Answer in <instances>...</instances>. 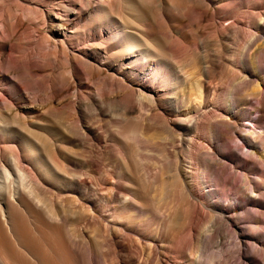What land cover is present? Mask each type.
I'll list each match as a JSON object with an SVG mask.
<instances>
[{
  "label": "rangeland",
  "instance_id": "obj_1",
  "mask_svg": "<svg viewBox=\"0 0 264 264\" xmlns=\"http://www.w3.org/2000/svg\"><path fill=\"white\" fill-rule=\"evenodd\" d=\"M69 2L0 0L12 49L0 52L39 63L11 74L23 97L0 73L14 100L0 108L2 252L26 253L18 264H264V0ZM114 28L150 58L129 57Z\"/></svg>",
  "mask_w": 264,
  "mask_h": 264
},
{
  "label": "bare ground",
  "instance_id": "obj_2",
  "mask_svg": "<svg viewBox=\"0 0 264 264\" xmlns=\"http://www.w3.org/2000/svg\"><path fill=\"white\" fill-rule=\"evenodd\" d=\"M69 1H70L69 2V4H70L74 0H69ZM102 1H104V0H100V2H102ZM64 2L65 1H62V2L60 1L58 4H61V6L63 8H65L66 10H68L67 8L70 7V6L67 5ZM238 23H239L240 34L243 35V37H244L245 36V33H246V31L244 29V27H245L244 25L245 24H243V21L242 20H238ZM231 24L234 25V23H231ZM235 25L237 26L238 24H235ZM0 32L3 33V30H1ZM114 32L116 34L123 33L122 34L124 36V39H123V44L124 45L123 46L125 48V53L129 57H131L133 60H134V58L139 57V56H142V57L144 56V58H150L151 55H150L149 50L148 49H144L141 46H138L127 31L124 30V32H123L121 28L120 29L119 28H114ZM244 40H245V42H244L245 44L242 47V49L240 50V54L241 55H245L246 50H247V48L249 46V42H250V39H245L244 38ZM10 46H11L10 43L7 44L5 42H1L0 41V48L4 49L5 47H8L10 50H12ZM154 53L156 54V52H154ZM6 56H9V57H6ZM156 61L157 62H160L159 59H156ZM38 64L39 63L37 61H35L33 58H29V59L28 58L27 59L25 58L23 60H20V59L15 58L10 53V51H9V53H6L5 51L0 52V73L2 74V77H1L2 79L8 78V77L10 78L11 74L14 75V74H16L18 72L24 74L29 68L32 70ZM195 64L198 65L199 62L198 63H195ZM154 74H155V76L156 75H162L165 78V80L168 81L169 80L168 77L171 76V71L168 70V68L167 69L160 68V67H158V65L155 64V66H154ZM11 79L13 80V86H14V88L19 92L18 96L20 97L22 95V97H23L24 96V91L26 89H28V87H27L28 85H26L25 84V81L24 80H21V78L20 79L18 78L19 79L18 80L17 78L14 79L12 77ZM26 83H28V82H26ZM179 87H180L179 84L176 83L175 89H178ZM172 91H173V88H172ZM251 94L256 95V96H259L260 94H262V91L260 90V87L258 86L257 88H254L252 90V93ZM13 102H14V100H13V97L12 96H7V95H5L3 93L2 94L0 93V108L1 107H12ZM229 105H230V108L231 109H234L235 106H236L235 102H231ZM258 110L261 111L262 108L259 107ZM2 134L4 135V138H9V135H7L6 131H3ZM15 161H23V155H21L20 153H17V158H16ZM3 172H4V175L6 177V180L9 181V182L12 181V173H11L10 169L7 166H3ZM0 174H2L1 171H0ZM2 185H3V183L0 181V210H1L2 214H3V216L5 217L6 224H9V220L6 219L8 217V210H7V206L8 205H7V203H6L5 199H4V193L2 191V189L4 187ZM9 194L11 195V199H12L13 194L11 193V191L9 192ZM8 199H9L10 202L13 200V199L11 200L10 198H8ZM3 203H5L6 206H4ZM9 217H10V215H9ZM25 227H24V229H25ZM26 232H27V230H26ZM26 232L24 230L23 231L17 230V233L19 235L17 237H20L19 240H22V241L25 240V238L27 237ZM21 243H23V242H21ZM12 246H10V247H12ZM15 248H16V246H15ZM3 250H5V249H3ZM12 250H13V247H12V249H8L5 252H2V250L0 249V264H18L16 262V259L17 258L19 259L18 253H19L20 258H21V256H25V254H26L23 251H20L19 252V250H18V253H16V251L14 252ZM15 253H16V255H15ZM15 256H17L16 259H15ZM20 260L22 262V260H24V258L23 259H20ZM42 260L45 261L43 258H42ZM21 262L19 261V264Z\"/></svg>",
  "mask_w": 264,
  "mask_h": 264
}]
</instances>
